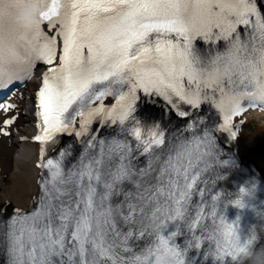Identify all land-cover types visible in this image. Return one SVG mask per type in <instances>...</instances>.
Wrapping results in <instances>:
<instances>
[{
    "label": "snow or ice",
    "instance_id": "1",
    "mask_svg": "<svg viewBox=\"0 0 264 264\" xmlns=\"http://www.w3.org/2000/svg\"><path fill=\"white\" fill-rule=\"evenodd\" d=\"M26 2L40 8L29 33L4 11ZM44 22L60 25L58 65L57 40L44 33ZM36 62L49 67L37 92L35 141L55 143L60 133L83 137L97 121H131L137 143L89 136L86 146L96 151L67 171L71 145L57 159L44 160L42 148L38 166L47 175L37 207L15 209L4 232L8 264H196L194 251L214 264H237L256 237L243 235L239 219L222 231L220 209L245 207L248 190L223 202L220 193L209 194L201 177L219 152L211 130L170 145L162 159L152 152L165 144L163 131L153 128L142 138L135 113L141 95L161 96L173 107L174 98L193 109L206 103L222 114L220 129L235 139L233 118L247 110L241 101L264 104V10L257 0H0V87L30 73ZM14 122L5 120L0 133L8 135ZM222 178L216 175L212 185ZM194 195L199 202L192 205Z\"/></svg>",
    "mask_w": 264,
    "mask_h": 264
},
{
    "label": "bare ground",
    "instance_id": "2",
    "mask_svg": "<svg viewBox=\"0 0 264 264\" xmlns=\"http://www.w3.org/2000/svg\"><path fill=\"white\" fill-rule=\"evenodd\" d=\"M32 80L26 89L18 95V107L0 111V128L3 121L14 119L7 127L8 135L0 133V223L14 214L15 209L28 211L34 206L39 194L37 181L40 177L39 154L36 145L31 142L36 136L35 109L31 88ZM150 102L157 100L146 96ZM240 127L236 154L250 167L251 176L264 179V111H251ZM264 257V244L260 250ZM1 264V263H0Z\"/></svg>",
    "mask_w": 264,
    "mask_h": 264
},
{
    "label": "clouds",
    "instance_id": "3",
    "mask_svg": "<svg viewBox=\"0 0 264 264\" xmlns=\"http://www.w3.org/2000/svg\"><path fill=\"white\" fill-rule=\"evenodd\" d=\"M5 15L23 32H31L39 20V6L32 3H24L19 7L15 4L6 5ZM8 13H11L8 16ZM257 264H264V257H257Z\"/></svg>",
    "mask_w": 264,
    "mask_h": 264
}]
</instances>
